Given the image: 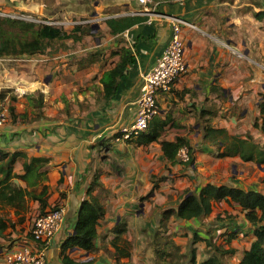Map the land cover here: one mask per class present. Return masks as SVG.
<instances>
[{"label": "crops", "instance_id": "crops-1", "mask_svg": "<svg viewBox=\"0 0 264 264\" xmlns=\"http://www.w3.org/2000/svg\"><path fill=\"white\" fill-rule=\"evenodd\" d=\"M33 2L41 10L42 4ZM116 2L123 8L110 16L135 14L133 11L144 8L138 0ZM260 10H264V0L162 1L156 12L140 14L147 15L146 20L117 34L106 23L110 16L100 17L104 19L100 27L105 37H97L98 28H92L82 37L88 42L82 49L91 51L89 54L105 49L101 57L85 62V77L78 83V64L70 65L67 53L0 57L1 62L18 64L17 68L0 65V89L16 85L24 90L23 84L34 83L45 95L43 116L10 123L7 117L0 125V149L49 158L42 168L48 171L45 182L50 186L46 210L55 204L64 205L66 219L47 250L48 264H66L67 256L76 261L93 259L97 264H155L157 232L169 235L181 253L193 244L199 261L218 254L220 247L226 262L240 263L257 235L247 210L237 202L223 199L215 202L211 213L191 219L174 215L165 219L163 212L176 208L186 190L197 193L207 183L264 193V163L245 160L240 154L221 156L225 146L204 139L211 125L225 128L231 135L252 136L264 145V134L255 125L261 122L259 102L264 97V21L255 17ZM161 13L190 22L182 27L188 67L172 91L158 96L159 112L150 121L165 123L160 137L147 144L131 143L115 135L135 121L143 76L170 42L173 20L161 17ZM124 46L131 48L134 61L119 78L115 96L106 99L101 77L118 63ZM104 54L109 62L102 60ZM47 68L62 72L54 76L55 72H45L43 86L35 79L40 73L32 72L43 73ZM82 84L88 86L79 94L92 102L91 107L81 116H69L63 106L65 96L61 95ZM178 136L189 141L192 163L183 162L179 154L176 161L164 154L162 141H174ZM25 160L21 156L17 159V173L23 172ZM96 173L108 193L105 214L97 225L95 248L66 249L64 242L75 230L78 211L89 196ZM16 183L26 186L21 179ZM94 193H101V189ZM2 212L9 226L0 238V264H7L10 252L25 245L36 246L31 227L41 208L39 201L27 199L20 212L10 205ZM29 218L33 220L31 227L24 224Z\"/></svg>", "mask_w": 264, "mask_h": 264}, {"label": "trees", "instance_id": "trees-1", "mask_svg": "<svg viewBox=\"0 0 264 264\" xmlns=\"http://www.w3.org/2000/svg\"><path fill=\"white\" fill-rule=\"evenodd\" d=\"M147 17V15L140 14L110 16L106 19V23L111 32L117 34L124 32L136 23L146 20ZM255 17L264 21V10L256 12ZM92 28V25H88L87 27L80 24L76 25L71 31H67L47 22L36 23L25 18L0 16V57H20L45 53L52 41L70 38L78 40L81 39L83 33L91 32ZM133 61L134 57L131 48L122 47L118 63L113 68L106 70L101 77V82L104 85V97L106 99L115 96L118 91L119 78L125 74L127 66ZM7 91L9 90L0 92V100L7 96ZM12 99L16 100V96H12ZM36 102L37 106L44 105L43 93L38 95ZM259 107L261 122L257 121L255 125L259 126L264 134V97L260 99ZM10 110L15 121L18 113L12 105L10 106ZM20 115L24 118L26 117L24 113ZM41 116L43 115L41 114ZM164 125L165 123L160 122V120L150 121L147 130L129 138L128 141L136 144L151 143L160 137L161 128ZM120 135L121 133L118 132L115 136L119 137ZM204 139L211 143L223 144L225 148L223 152H220L221 156L240 154L245 160H256L259 163H264V145L254 141L252 136L241 137L231 135L225 128H216L209 125L206 128ZM185 145L189 147L190 159L188 162L192 163L194 158L190 143L186 137L178 136L174 141H162L164 154L171 161H176L179 149ZM20 156L25 157L26 160L23 172L17 173L14 170V166ZM48 162L49 158L47 157H29L21 151L10 152L0 149V238L9 226L8 218L2 212V209L6 205L15 207L17 212H20L21 209H24L27 199H33L39 201L41 213L46 212L50 196V186L45 182L48 179V171L42 170V168ZM99 176V173L95 174L88 190L89 196L81 203L75 230L64 242L66 249L75 246L86 251H92L95 248L97 225L105 214L104 198L105 194L108 193V189L103 186ZM16 179L23 180L26 186L16 183ZM156 186L157 183L155 181L154 187ZM97 188L101 189V193H94ZM189 192V189L185 191L176 208L171 207L164 210L163 216L165 219L171 215L180 219L201 217L212 212L215 202L223 199L233 200L240 204L243 209L247 210L246 216L256 225L255 233L257 235L251 247L245 251L239 264H264L263 192L254 189L245 190L227 184L216 185L213 183H207L202 186L197 193ZM119 230L124 231V228ZM194 242H196V239ZM217 251L218 254H213L199 261L196 255V247L193 244H191L187 252L181 253L180 247L169 238V235L165 237V234L162 233L160 235L157 232L155 236V264H229L220 255L222 254L220 247H217ZM65 263L97 264L93 259L76 261L69 256L65 257Z\"/></svg>", "mask_w": 264, "mask_h": 264}, {"label": "rangeland", "instance_id": "rangeland-1", "mask_svg": "<svg viewBox=\"0 0 264 264\" xmlns=\"http://www.w3.org/2000/svg\"><path fill=\"white\" fill-rule=\"evenodd\" d=\"M34 0H0V16H12L16 18H25L27 20L36 22V23H50L52 25H56L63 30L71 31L76 25L82 24L83 26H91L96 24L93 27L94 31H97V37L100 39L105 37V32L101 29V24L104 22V19L100 17H108L112 14H116L120 12L123 8L122 5L116 2V0H37L41 5V10H37L35 8ZM156 1H171V0H156ZM86 28V27H85ZM87 30V29H85ZM84 35V33H83ZM82 35V37H83ZM75 40L73 38L70 39H62V40H54L48 46L46 52L64 54L67 53L66 56L70 57V65L78 64V74H76L75 83H78L79 79L85 77L83 73V69L85 66V62L90 60L91 57L94 58L96 56H100L103 54L105 48L100 49L96 53H91V51L84 50L82 48L86 47L88 42H83V38ZM85 37V35H84ZM88 45V44H87ZM92 45H94L92 43ZM94 50V49H93ZM45 52V53H46ZM87 52V53H86ZM100 53V54H99ZM107 59L109 62V57H105V54L102 60ZM6 65L7 67H16L18 66L17 62L13 61H0V65ZM45 72H55L53 76L58 75L62 71L59 69L54 71L51 69H45L43 73L41 72H32L39 75V78H35L40 80L41 85H45V79L47 77ZM70 73V72H69ZM75 75H69L68 78H72ZM72 81V79H70ZM34 84V83H33ZM23 84L24 92L16 91L15 86H3L0 89V92L3 90L7 91V96L0 100V109L8 110L9 114L8 123L12 122H28L33 121L35 119L40 118V115H44L43 106L36 105V98L41 90H37L34 85ZM21 85V84H20ZM22 86V85H21ZM32 86V87H29ZM87 84H82L80 86H75V88H71L69 91L64 90L62 93L63 103L65 110L69 113V116L77 115L81 116L84 112H86L90 107L92 102L86 98L84 99L79 94L81 91L87 87ZM35 88V89H32ZM12 96H16V100L12 99ZM45 96V95H44ZM74 96V98H73ZM34 97V98H33ZM32 99V100H31ZM32 101V103H31ZM45 102V99H44ZM14 106L15 111L18 113L16 120H13V116L11 114L10 106ZM51 105H54L53 100H51ZM63 107V109H64ZM73 110V111H72ZM26 114V117H22L20 114ZM68 115V114H67ZM184 162V161H183ZM35 217V216H34ZM34 220V219H33ZM31 218L27 219L24 223L25 226L31 227L33 222ZM164 240V238H163Z\"/></svg>", "mask_w": 264, "mask_h": 264}, {"label": "built area", "instance_id": "built-area-1", "mask_svg": "<svg viewBox=\"0 0 264 264\" xmlns=\"http://www.w3.org/2000/svg\"><path fill=\"white\" fill-rule=\"evenodd\" d=\"M142 9L133 11L135 14L156 12L160 4L156 0H138ZM160 16L173 20L172 35L169 44L157 59L155 65L144 74L140 95L137 100L136 118L133 124L120 129V138L129 139L147 130L150 120L159 112L158 96L161 92L173 90L176 80L187 71L185 58L186 43L182 36L183 25L190 22L178 17L161 13ZM16 91L24 92L23 88L15 86ZM7 119V113L0 109V125ZM178 154L180 159L188 162L190 159L188 147L182 146ZM66 219V207L57 204L38 214L31 227V235L36 246H22L7 255V264H48L46 253L54 235L63 227Z\"/></svg>", "mask_w": 264, "mask_h": 264}]
</instances>
